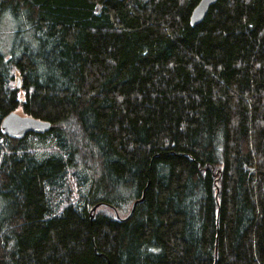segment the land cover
<instances>
[{
  "label": "trees",
  "instance_id": "1",
  "mask_svg": "<svg viewBox=\"0 0 264 264\" xmlns=\"http://www.w3.org/2000/svg\"><path fill=\"white\" fill-rule=\"evenodd\" d=\"M198 1L0 0V121L51 124L0 129V264H264V0Z\"/></svg>",
  "mask_w": 264,
  "mask_h": 264
},
{
  "label": "water",
  "instance_id": "2",
  "mask_svg": "<svg viewBox=\"0 0 264 264\" xmlns=\"http://www.w3.org/2000/svg\"><path fill=\"white\" fill-rule=\"evenodd\" d=\"M123 1V0H119ZM217 0H199L196 6L193 8L190 15V24L195 26L200 23L205 17L209 7L214 4ZM17 87H19V81L17 82ZM51 124L49 121L40 120L28 115H21L18 112L12 111L2 118L0 121L1 131L11 137H20L28 132H48L50 130ZM143 196L139 200H135L129 213L125 217H120L114 210L116 220H126L134 211L137 202L141 201ZM98 207V204L92 207L94 211ZM93 216L90 215L92 220Z\"/></svg>",
  "mask_w": 264,
  "mask_h": 264
},
{
  "label": "rangeland",
  "instance_id": "3",
  "mask_svg": "<svg viewBox=\"0 0 264 264\" xmlns=\"http://www.w3.org/2000/svg\"><path fill=\"white\" fill-rule=\"evenodd\" d=\"M11 24H12V22L10 20L6 21L5 26L7 27V32H8L7 37H6L7 40H8V38L10 39L11 38V35H12L11 32L13 31V26ZM2 40H3V36H2Z\"/></svg>",
  "mask_w": 264,
  "mask_h": 264
},
{
  "label": "bare ground",
  "instance_id": "4",
  "mask_svg": "<svg viewBox=\"0 0 264 264\" xmlns=\"http://www.w3.org/2000/svg\"><path fill=\"white\" fill-rule=\"evenodd\" d=\"M4 118V117H3ZM28 133H31V132H28ZM4 134V133H3ZM27 134V133H26ZM25 135V134H24ZM9 136V135H8Z\"/></svg>",
  "mask_w": 264,
  "mask_h": 264
}]
</instances>
